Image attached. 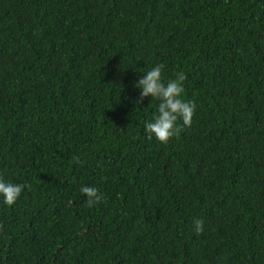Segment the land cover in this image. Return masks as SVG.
<instances>
[{
	"label": "trees",
	"instance_id": "16d2710c",
	"mask_svg": "<svg viewBox=\"0 0 264 264\" xmlns=\"http://www.w3.org/2000/svg\"><path fill=\"white\" fill-rule=\"evenodd\" d=\"M156 64L196 105L167 144ZM0 179V264H264V0H0Z\"/></svg>",
	"mask_w": 264,
	"mask_h": 264
},
{
	"label": "clouds",
	"instance_id": "9594fccd",
	"mask_svg": "<svg viewBox=\"0 0 264 264\" xmlns=\"http://www.w3.org/2000/svg\"><path fill=\"white\" fill-rule=\"evenodd\" d=\"M163 69L164 65L162 64L152 66L143 72V75L133 86L139 90V99L136 101L140 104L147 97L159 101L153 119L145 122L144 131L149 138H154L161 144H167L179 132L180 122L184 126L191 125L196 105L192 101L183 99V82L186 79L184 73L178 72L174 78L165 82ZM27 187V184L0 179V203L9 207L15 205ZM79 190L90 208L100 204L103 200V196L97 187L82 185ZM202 224L201 220H195V229L200 230Z\"/></svg>",
	"mask_w": 264,
	"mask_h": 264
}]
</instances>
